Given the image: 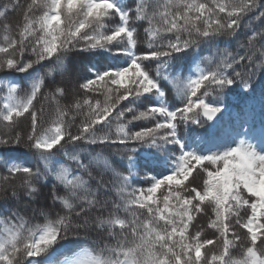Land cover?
Wrapping results in <instances>:
<instances>
[{
	"label": "snow or ice",
	"instance_id": "obj_1",
	"mask_svg": "<svg viewBox=\"0 0 264 264\" xmlns=\"http://www.w3.org/2000/svg\"><path fill=\"white\" fill-rule=\"evenodd\" d=\"M69 54L116 62L83 75ZM258 91V135L221 126ZM0 126L35 158L0 157V264H264V0H6Z\"/></svg>",
	"mask_w": 264,
	"mask_h": 264
},
{
	"label": "trees",
	"instance_id": "obj_2",
	"mask_svg": "<svg viewBox=\"0 0 264 264\" xmlns=\"http://www.w3.org/2000/svg\"><path fill=\"white\" fill-rule=\"evenodd\" d=\"M6 0H0V4L5 3ZM128 3H133V0H127ZM10 20L15 21L18 19L17 16L10 14ZM144 43H143V33L141 31L140 33V43H138L137 45V51H142L144 50ZM221 47H224L223 44H221ZM237 49V44L233 43L230 46V50L231 51H236ZM214 51V50H213ZM204 56H208L211 55L212 53L207 50L204 49L201 53ZM82 58H78L73 56L72 54H69V58H68V63H69V67H75L81 74L83 75H87L89 73V69L92 67V65H96L97 70L102 69L104 67H107L108 65L116 62L113 61L112 59L107 58V56L104 59H101L100 57H96L91 61V64H88L86 62L82 63L81 62ZM151 67H155V65H152ZM186 75V73H184ZM23 74H16L15 77H8L9 79H16V81L18 83L21 84V87L24 91H26L28 89V80L27 79H21L20 77ZM55 78L57 81H59L61 78L59 76H54V77H48L46 79V89L45 91L52 87V85L50 84V81ZM166 92L168 93V98H169V103H173L175 101V92L174 90H171V86L167 85L166 86ZM23 94V93H21ZM63 103H68V100H64L62 101ZM127 103V102H125ZM227 103L229 105V113L231 114L229 116L228 113H225L224 116V120L222 121L221 126L224 128H227L230 124H238L241 120H247L248 124L253 125L254 128L256 129L257 135L259 134V130H260V126H261V101H260V96H259V91L257 92V95L255 97L254 100H249L245 97H243L241 94H237L234 93L231 96H229L227 98ZM123 106V105H122ZM77 123H79V118L77 120ZM137 124L140 123H148L147 121H137L135 122ZM247 126V125H246ZM19 130L27 133V131L29 130V120L24 118L21 120L20 125H19ZM73 132L76 131V127L75 125L73 126ZM191 134L193 136H203L205 133V129L204 128H199L198 126H192V129L190 130ZM5 132V129L3 128V126H0V133ZM214 142L219 143V140H214ZM211 146V145H209ZM69 150L72 149L71 145L67 146ZM101 149H97V151H100ZM107 154V153H106ZM0 157H12V158H16L21 162L27 163V164H35V158L32 156V154L30 152H28L27 150L23 149V148H18V149H3L0 148ZM58 159L63 160V156H59ZM5 174L4 168L2 166V164H0V178H2V176ZM193 177H200L197 176V173H193ZM191 180V178H190ZM202 183V177H200V179L197 181V184ZM140 184L141 186H146L145 182L143 181V179L141 178L140 180ZM44 193L47 194L48 192V188H44L43 189ZM21 197H22V204L24 208H31V209H40V210H44V211H48L49 214H53L52 210L50 208H46V205H51L52 201L50 199H45L43 197L38 198V202L37 203H33L30 206L28 205L27 202V198L24 197L23 193H21ZM58 210V209H57ZM25 215L31 217L33 214L31 211H27L25 213ZM243 216V213H242ZM36 219L39 220V222H43V217H40L39 214H36ZM197 222L201 225L205 226V235L208 237H212L214 235L213 230L208 229L206 227V223H207V218L204 215H201L197 218ZM242 234V233H241ZM83 233H81V239H83ZM99 236L96 233H92L90 235V241L92 240H98ZM89 246H91V243L89 244Z\"/></svg>",
	"mask_w": 264,
	"mask_h": 264
},
{
	"label": "rangeland",
	"instance_id": "obj_3",
	"mask_svg": "<svg viewBox=\"0 0 264 264\" xmlns=\"http://www.w3.org/2000/svg\"><path fill=\"white\" fill-rule=\"evenodd\" d=\"M198 176V175H197ZM200 179V177H196V181H198Z\"/></svg>",
	"mask_w": 264,
	"mask_h": 264
}]
</instances>
